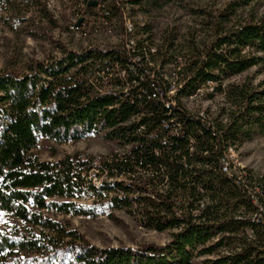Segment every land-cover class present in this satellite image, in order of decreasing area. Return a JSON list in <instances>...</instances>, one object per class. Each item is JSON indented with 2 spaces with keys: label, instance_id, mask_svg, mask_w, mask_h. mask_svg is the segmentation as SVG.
Returning <instances> with one entry per match:
<instances>
[{
  "label": "trees",
  "instance_id": "obj_1",
  "mask_svg": "<svg viewBox=\"0 0 264 264\" xmlns=\"http://www.w3.org/2000/svg\"><path fill=\"white\" fill-rule=\"evenodd\" d=\"M128 1L148 14L179 6L193 24L127 29L119 1L104 0L103 18L120 22L122 43L60 46L25 71L0 70V264H264V175L223 167L231 149L264 136V80L250 73L264 69V13L256 12L264 0ZM0 11L18 37L57 25L48 0H0ZM209 88L204 98L221 97L217 108L189 109ZM90 134L122 151L100 160L36 153L41 138L65 144ZM98 210L113 218L126 210L170 240L99 247L56 218Z\"/></svg>",
  "mask_w": 264,
  "mask_h": 264
},
{
  "label": "rangeland",
  "instance_id": "obj_2",
  "mask_svg": "<svg viewBox=\"0 0 264 264\" xmlns=\"http://www.w3.org/2000/svg\"><path fill=\"white\" fill-rule=\"evenodd\" d=\"M96 3L89 5L86 0H48V6L57 25L54 27L48 22H42L44 33L39 37L26 34L16 36L8 27L2 17L6 13L0 11V70L15 67L25 71L27 64L32 60H47L51 56L60 55V46L72 50H82L89 46L106 48L123 42L124 36L120 22L116 19L108 22L103 18L102 5L104 0H94ZM123 11L125 26L132 27V23H152L158 34L170 26H177L187 30L193 24V19L181 7L169 5L151 14L141 12L138 7H133L128 0H118ZM194 6L217 8L228 0H185ZM97 5V6H96ZM258 14L264 13V7H256ZM132 21V22H131ZM17 57H19L18 61ZM256 76V82L264 80V69L254 68L250 71ZM211 91L203 89L199 95L186 101L189 109L193 111L207 109L215 110L222 101L221 97L207 100L204 93ZM122 151L116 141L106 140L101 134H90L77 142L58 144L41 138L36 153L41 159L56 160L68 154L82 153L84 156H96L97 160L107 158L115 152ZM55 152H57L55 154ZM231 160L240 164L254 174L264 175V136H257L247 141L242 146L234 149L230 155ZM105 175L94 178V182L106 180ZM94 216H56L57 219L69 222L72 228L79 232L93 244L99 247L130 246L137 248L145 244L164 245L170 240V232H157L143 228L136 218L126 210H114V218L109 215V210L97 211ZM5 217L0 216L3 224ZM203 258L195 260V264H202Z\"/></svg>",
  "mask_w": 264,
  "mask_h": 264
},
{
  "label": "built area",
  "instance_id": "obj_3",
  "mask_svg": "<svg viewBox=\"0 0 264 264\" xmlns=\"http://www.w3.org/2000/svg\"><path fill=\"white\" fill-rule=\"evenodd\" d=\"M232 152H233V149H231L230 152L227 154L226 158L223 159L224 171L229 176H238L241 178L243 176L244 170L246 168H243L240 164L231 160L230 155ZM255 202H256V200H255Z\"/></svg>",
  "mask_w": 264,
  "mask_h": 264
},
{
  "label": "water",
  "instance_id": "obj_4",
  "mask_svg": "<svg viewBox=\"0 0 264 264\" xmlns=\"http://www.w3.org/2000/svg\"><path fill=\"white\" fill-rule=\"evenodd\" d=\"M96 3L94 0L89 2V5Z\"/></svg>",
  "mask_w": 264,
  "mask_h": 264
}]
</instances>
